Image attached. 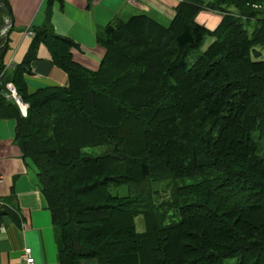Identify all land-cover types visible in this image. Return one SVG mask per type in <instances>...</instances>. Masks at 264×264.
<instances>
[{"label": "trees", "instance_id": "obj_1", "mask_svg": "<svg viewBox=\"0 0 264 264\" xmlns=\"http://www.w3.org/2000/svg\"><path fill=\"white\" fill-rule=\"evenodd\" d=\"M202 9L222 15L215 29L198 22ZM175 10L169 23L140 13L106 25L96 70L74 60L79 45L50 21L10 71L0 37V118L15 120L37 169L60 264H264V59L251 56L264 45V0H183ZM7 13L0 0V29ZM41 45L69 83L29 93ZM9 82L27 116L5 97ZM9 213L0 199V220Z\"/></svg>", "mask_w": 264, "mask_h": 264}, {"label": "crops", "instance_id": "obj_2", "mask_svg": "<svg viewBox=\"0 0 264 264\" xmlns=\"http://www.w3.org/2000/svg\"><path fill=\"white\" fill-rule=\"evenodd\" d=\"M181 1L6 0L10 14L4 16L0 31L10 22L9 29L1 35L8 42L5 55L7 69L13 70L23 60L17 57L18 51L25 40L33 39L25 35L26 30H34L50 21L58 34L70 37L79 45L72 49L74 60L96 70L106 52L97 38L101 29L118 19L126 20L140 13L169 23ZM197 1L208 4L211 0ZM197 20L209 29H215L222 15L202 9ZM17 43L13 49L12 45ZM38 55L32 72L25 75L28 92L34 93L45 86L68 85L67 73L52 62L45 45H41ZM15 127L14 119L0 118V199L11 207V213L0 220V264H26L23 255L27 247L32 248L35 264H60L48 201L37 183L35 165L23 157L15 141ZM81 264L100 263L95 258H89L82 260Z\"/></svg>", "mask_w": 264, "mask_h": 264}, {"label": "rangeland", "instance_id": "obj_3", "mask_svg": "<svg viewBox=\"0 0 264 264\" xmlns=\"http://www.w3.org/2000/svg\"><path fill=\"white\" fill-rule=\"evenodd\" d=\"M230 9H233V10H236V11L238 10V9H236L234 7H230ZM254 23H255V20H251V24L253 25ZM248 29H249V32L251 34L252 33V27L248 26ZM212 40H213V38L207 37L204 45L200 49H197V50H194V51L191 52V54L188 57V62L190 63L189 65H191L195 61L197 56L202 51H205L207 49V47L209 46V44L211 43ZM32 41H33V39L30 40V41L25 40L24 43L21 45L20 50L18 51V54H17V57L20 60L23 59V57L25 56V53L29 49V46L32 43ZM17 45H18V43L15 44V45H12L13 49ZM25 48H26V50H25ZM254 50H256V51H254ZM254 50H252V53H251V56H252L253 59H264V45H262V44L255 45L254 46ZM256 138H257V141L259 142L260 147H261V154L264 156V137L258 138L257 135H256ZM105 149H106L105 146L104 147H97V148H87L88 151H94L96 153L103 152ZM186 182H190V179H186ZM164 186L165 185H163V187ZM112 190H113L114 193H118V194L122 195V194H125L127 192V187L126 186H122L120 188L113 187ZM167 190L163 191L164 197H167L169 195ZM231 225H234L233 221H231ZM136 227H137L138 231H140V232L145 230V223H144V219H143L142 215H139V216L136 217ZM238 263H239V258H237V257H233L232 259H227L225 261V264H238Z\"/></svg>", "mask_w": 264, "mask_h": 264}, {"label": "built area", "instance_id": "obj_4", "mask_svg": "<svg viewBox=\"0 0 264 264\" xmlns=\"http://www.w3.org/2000/svg\"><path fill=\"white\" fill-rule=\"evenodd\" d=\"M10 23L8 22L6 26L1 30V34H5V32L9 29ZM26 36L34 37L35 32L33 29H27L25 32ZM2 87V81L0 78V88ZM4 95L8 100H11L18 104L23 116L28 115L29 103L26 102L23 97L19 94V91L16 85L13 82H9L5 85ZM24 262L26 264H35V257L32 254V248L27 247L24 250L23 255Z\"/></svg>", "mask_w": 264, "mask_h": 264}]
</instances>
